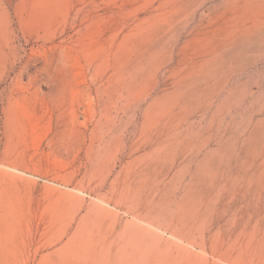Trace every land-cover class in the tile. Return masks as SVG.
Returning <instances> with one entry per match:
<instances>
[{
	"label": "rangeland",
	"instance_id": "rangeland-1",
	"mask_svg": "<svg viewBox=\"0 0 264 264\" xmlns=\"http://www.w3.org/2000/svg\"><path fill=\"white\" fill-rule=\"evenodd\" d=\"M92 246L264 264V0H0V264Z\"/></svg>",
	"mask_w": 264,
	"mask_h": 264
},
{
	"label": "bare ground",
	"instance_id": "bare-ground-1",
	"mask_svg": "<svg viewBox=\"0 0 264 264\" xmlns=\"http://www.w3.org/2000/svg\"><path fill=\"white\" fill-rule=\"evenodd\" d=\"M159 168L160 167L158 166V164H149L142 170L141 175H139V198L144 204V209L146 210L147 214H151L155 210L158 213H161L164 209L170 208V206L174 203V195L170 199L168 197H165L166 186L163 179V169ZM179 189L180 188H178V190ZM69 241H71V239H69ZM68 245L69 244H65L64 247H68ZM139 245L140 246H138V248L140 249L143 256L150 252L149 250L150 248H152V245L148 244L146 241H143V244ZM116 253L111 255L112 258H109L110 261H106L103 259V257H105L104 248L98 249L97 246H92L91 248L87 247L83 252L77 251V261L75 262V264H143V262L140 261L141 259L138 260L135 257L119 259L118 256H116Z\"/></svg>",
	"mask_w": 264,
	"mask_h": 264
}]
</instances>
